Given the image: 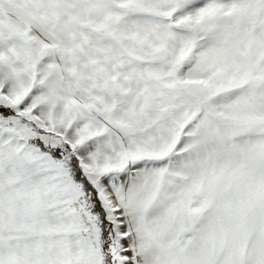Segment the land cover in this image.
<instances>
[{
	"label": "snow or ice",
	"instance_id": "6c2138e0",
	"mask_svg": "<svg viewBox=\"0 0 264 264\" xmlns=\"http://www.w3.org/2000/svg\"><path fill=\"white\" fill-rule=\"evenodd\" d=\"M0 264H264V0H0Z\"/></svg>",
	"mask_w": 264,
	"mask_h": 264
}]
</instances>
